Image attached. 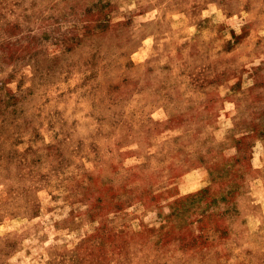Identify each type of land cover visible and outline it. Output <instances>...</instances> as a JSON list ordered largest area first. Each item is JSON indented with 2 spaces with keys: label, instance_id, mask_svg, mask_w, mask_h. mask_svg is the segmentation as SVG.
I'll return each instance as SVG.
<instances>
[{
  "label": "rangeland",
  "instance_id": "1",
  "mask_svg": "<svg viewBox=\"0 0 264 264\" xmlns=\"http://www.w3.org/2000/svg\"><path fill=\"white\" fill-rule=\"evenodd\" d=\"M0 264H264V0H0Z\"/></svg>",
  "mask_w": 264,
  "mask_h": 264
}]
</instances>
